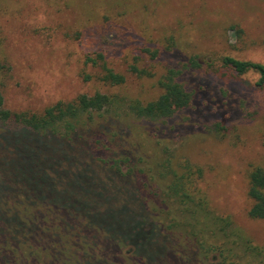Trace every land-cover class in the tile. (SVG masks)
Listing matches in <instances>:
<instances>
[{
  "label": "rangeland",
  "instance_id": "obj_1",
  "mask_svg": "<svg viewBox=\"0 0 264 264\" xmlns=\"http://www.w3.org/2000/svg\"><path fill=\"white\" fill-rule=\"evenodd\" d=\"M155 50L161 56L153 57ZM100 52L128 76L111 91L143 101L162 92L158 81L167 68L184 67L195 56L204 62L180 74L194 91L189 111L159 120L114 110L92 115V127L103 128L113 155L130 157L127 180L139 186L148 209L130 211L128 203L125 217L120 204L103 217L109 236L137 244L138 263L188 264L189 249L166 248V238L145 231L141 216L149 212L174 242L213 240L232 264H262L238 235L264 247V220L249 216L247 194L249 166L264 167V86L256 84L257 73L239 75L222 58L264 63V0H0V88L7 108L39 112L83 92L106 91L83 80L85 70L98 72L85 66L86 56ZM135 62L152 75L132 73ZM217 120L220 131L213 129ZM187 164L204 168L197 186L212 211L231 217L229 234L216 238L213 224L204 228L202 209L199 222L191 216L195 205L170 192L172 172L184 173ZM98 245L110 256L117 247L106 237L105 246ZM212 255L223 258L219 251ZM204 259L213 264V256Z\"/></svg>",
  "mask_w": 264,
  "mask_h": 264
},
{
  "label": "trees",
  "instance_id": "obj_2",
  "mask_svg": "<svg viewBox=\"0 0 264 264\" xmlns=\"http://www.w3.org/2000/svg\"><path fill=\"white\" fill-rule=\"evenodd\" d=\"M160 52L152 51V56H161ZM139 59L135 57V61ZM87 65L98 72L85 70L83 80L99 83L106 91L83 92L39 112L7 108L0 88V264H141L136 259L139 246L122 236H109L103 217L118 211L120 204L125 217L128 203L130 211L148 209L139 186L127 180L131 167L124 168L131 165L130 157L124 153L121 157L113 155L103 128L92 127V115L114 110L120 115L159 120L189 111L194 91L182 82L180 74L189 66L202 69L204 62L195 56L184 67L167 68L158 81L162 92L147 101L111 91L125 86L128 76L110 66L105 53L87 55ZM222 65L239 75L257 73L256 84L264 86V63L228 55L222 58ZM130 71L139 77L152 75L136 62ZM221 126L217 120L213 129L220 131ZM172 173L170 192L179 195L184 203L195 205L190 209L191 216L200 222V208L205 229L211 223L215 227L210 232L216 238L221 232L229 234L225 230L232 225L231 217L212 211L206 194L197 186L204 168L187 164L184 173ZM247 194L252 202L249 216L264 220L263 166H249ZM141 219L145 231L166 238V248L178 244L189 249L188 264H207L205 256H213V264L233 263L213 240L201 244L183 239L174 242L149 212L143 213ZM241 235L238 237L246 244V252L264 264V247ZM105 237L117 243L111 256L106 252ZM98 244L105 247L101 249ZM218 251L223 258L212 255Z\"/></svg>",
  "mask_w": 264,
  "mask_h": 264
}]
</instances>
